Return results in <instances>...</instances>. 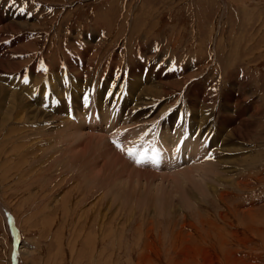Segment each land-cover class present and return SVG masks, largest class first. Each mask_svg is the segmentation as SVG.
<instances>
[{
	"label": "rangeland",
	"instance_id": "1",
	"mask_svg": "<svg viewBox=\"0 0 264 264\" xmlns=\"http://www.w3.org/2000/svg\"><path fill=\"white\" fill-rule=\"evenodd\" d=\"M0 14L15 57L0 73V264H264V0H0ZM21 85L59 121L13 110ZM72 111L96 131L77 165L56 150L79 122ZM35 129L45 136L25 133ZM156 145L174 167L127 156ZM204 154L215 188L182 201L172 175Z\"/></svg>",
	"mask_w": 264,
	"mask_h": 264
},
{
	"label": "bare ground",
	"instance_id": "2",
	"mask_svg": "<svg viewBox=\"0 0 264 264\" xmlns=\"http://www.w3.org/2000/svg\"><path fill=\"white\" fill-rule=\"evenodd\" d=\"M11 9V8H10ZM10 9L8 10V11H10ZM19 12V11H18ZM11 13V12H10ZM18 16V15H17ZM0 17H3V14H0ZM2 22V21H1ZM0 22V23H1ZM8 24H10L11 26L10 27H12V22L11 21H9V22H6L5 23V25H3V26H5L6 28L5 29H8V27H9V25ZM1 26V25H0ZM15 26V25H14ZM9 27V28H10ZM17 27V26H16ZM4 29V28H3ZM3 39V38H2ZM1 40V39H0ZM28 42V41H27ZM10 45V40H9V42L7 43V44H5L4 43V45L3 44H0V73L1 72H5V74H3V75H6V76H8V74H10L9 73V70H8V68L9 67H11V68H14L15 69V67L14 66H11V65H13V58H15L13 55H12V50L10 49H8L7 47ZM24 47V46H23ZM26 47V46H25ZM23 49V48H22ZM25 50V49H24ZM17 51V50H16ZM236 51V50H235ZM14 53V52H13ZM16 54V53H15ZM27 54V53H26ZM15 62V61H14ZM4 64V65H3ZM70 65V64H69ZM68 66V65H67ZM73 66V65H72ZM20 67H18V68H16L17 69V71L15 70L14 72H13V74L14 73H17L18 72V69H19ZM74 68V67H73ZM21 69V68H20ZM19 69V70H20ZM63 69H65V67L63 68ZM75 69V68H74ZM87 69H88V67H87ZM36 72H35V74L37 73L38 74V70H35ZM92 71H93V69H92ZM36 74V75H37ZM3 75H0V77H2ZM35 75V76H36ZM134 75V74H133ZM59 76V75H58ZM129 76V75H128ZM133 77V76H132ZM18 78V77H17ZM37 78V77H36ZM126 78V77H125ZM128 78V77H127ZM138 78V77H137ZM141 79V78H140ZM0 80H1V78H0ZM31 80V79H30ZM134 80V79H133ZM11 81V80H10ZM8 79H7V81H6V83L7 82H9V84H12V86H13V88H14V86H18V87H20V84L21 83H23V82H19V81H16V82H10ZM22 81V80H21ZM130 81V80H129ZM18 82L20 83V84H18ZM130 82H132V81H130ZM129 82V83H130ZM133 82H135V84H136V81H133ZM132 82V83H133ZM1 84H2V81L0 82ZM62 83V82H61ZM125 83V82H124ZM132 83H130V84H132ZM129 84V85H130ZM141 84V83H140ZM143 84V83H142ZM155 84V83H154ZM157 84V83H156ZM35 85H37V84H35ZM141 86V85H140ZM148 86V85H147ZM139 87V86H138ZM153 87V86H152ZM21 88L23 89V90H20L19 92H15V94H13L14 92H12V96H14L13 97V99H14V105L12 104V107H13V110L15 109H18L19 110V112L21 113L20 115H22L23 113H24V111H28V118H35V120L38 118V117H40L41 116V114H44V120H48L49 122H55L56 120L57 121H59V119H57L58 117H59V115H58V113H55V111H57L56 109H54V112H50V113H47V111H46V108H44L43 109V113L42 112H39L38 110L39 109H41V108H39L38 107V98H35L34 99V96L37 94L36 93V91H34V89H32L30 86L28 87L27 85H21ZM155 88V87H154ZM16 89V88H15ZM18 89V88H17ZM63 89V88H62ZM149 89H150V87H149ZM2 90H3V92L4 93H7V89L4 87V85L2 86ZM28 91V92H26L27 94H28V97H27V95H26V97L28 98V103L26 104V103H24V100L26 99H23L22 97H23V94H25L24 92L25 91ZM145 90H146V87H145ZM145 90L143 91L144 93H145ZM160 90V89H159ZM147 91V90H146ZM150 91V90H149ZM137 92H139V91H137ZM233 92V91H232ZM9 93V92H8ZM55 93V92H54ZM134 93V92H133ZM141 93V92H140ZM139 93V94H140ZM144 93H142L143 94V96H144ZM152 94H153V92H151ZM60 94V93H59ZM58 94V95H59ZM159 94V93H158ZM137 95V94H136ZM149 95V94H148ZM3 96V95H2ZM5 96V95H4ZM11 96V95H10ZM11 96V97H12ZM71 96V95H70ZM116 96V95H115ZM61 97V96H60ZM59 97V98H60ZM138 97V96H137ZM3 98V97H2ZM5 98V97H4ZM7 98V97H6ZM16 98V99H15ZM18 98V99H17ZM136 98V97H135ZM141 98V97H140ZM144 98V97H143ZM8 99V98H7ZM12 99V98H11ZM138 99V98H137ZM4 101V100H3ZM10 101V100H9ZM138 101V100H137ZM136 101V102H137ZM227 101H229V100H227ZM13 102H11V103H13ZM192 102V101H191ZM4 103H5V101H4ZM142 103V102H141ZM1 104H3V102H1ZM143 104V103H142ZM11 105V104H10ZM17 105V106H16ZM41 105H44V103H42ZM194 105H196V104H194ZM27 106H29L28 108H27ZM3 107V106H2ZM2 107H0V109H3ZM8 107H9V105H8ZM16 107H19V108H16ZM72 107H73V105H72ZM103 107V106H102ZM48 108V107H47ZM56 108H58V107H56ZM132 108V107H131ZM196 108H197V106H196ZM10 109V108H9ZM61 109V108H60ZM59 109V110H60ZM167 109V108H166ZM10 110H12V109H10ZM61 110H63V107H62V109ZM197 110V109H196ZM7 111V110H6ZM9 111V110H8ZM84 111H87V110H83V112ZM192 111V110H191ZM11 111H9V113H10ZM16 112V111H15ZM129 112V111H128ZM137 112V111H136ZM167 112V111H166ZM8 113V112H7ZM71 113H73L74 114V118H76V120L78 119L76 116H77V114H79V113H75V111H72ZM0 114H1V112H0ZM4 114H6V112L4 113ZM16 114V113H15ZM25 114V113H24ZM8 115V114H7ZM14 114H12L11 113V115L10 116H5L4 117V119H3V123L5 124V125H7L6 123H7V121H9L10 119L12 120L13 118H11L12 116H13ZM51 116V118L50 117H45V116ZM225 115H227V114H225ZM257 115V114H256ZM1 116V115H0ZM16 116V115H15ZM98 116V115H97ZM3 117V116H2ZM69 117L70 116H67V120H66V122H68V119H69ZM206 117V116H205ZM210 117V116H209ZM22 118V117H21ZM41 118V117H40ZM107 118V117H106ZM106 118H100L99 119V117H98V119H97V121L96 122H93V123H95L96 125H98V126H100V127H104V128H106V125H107V120H106ZM143 118V117H142ZM208 118V117H207ZM1 119V118H0ZM25 119H27V118H25ZM25 119H24V121H25ZM39 119V118H38ZM205 120H206V118H204ZM16 120V119H15ZM19 120V119H18ZM28 120V119H27ZM26 120V121H27ZM40 120V119H39ZM139 120V119H138ZM145 120V119H144ZM194 120V119H193ZM198 120H199V117H198ZM220 120V119H219ZM30 121H32V120H30ZM38 121V120H37ZM78 121H79V119H78ZM85 121H87V122H89V119L88 120H86V119H84V117H81V119H80V121L78 122V123H76L75 124V126H71L70 128L73 130H71L70 128H66L65 130H62V135H64V132L65 131H68V130H70V131H72V133L70 132V133H67L68 134V138H70V141H69V143H65V144H67L68 145V148L66 149V150H63V149H61V148H59L58 147V149H56L57 151H59V152H61V153H63V154H67V153H70V154H73V165H77L78 163L77 162H79L78 161V159H80V157H85L86 155V153H87V150H90L91 151V153L93 154V146H92V143H91V145H90V139H92V135L94 134V133H96V131L93 133V132H90V131H85L84 130V128H85V126H83L82 124H84L85 123ZM92 121H93V119H92ZM130 121V120H129ZM133 121V120H132ZM137 121V120H136ZM140 121V120H139ZM141 121H143V120H141ZM140 121V122H141ZM200 121V120H199ZM6 122V123H5ZM13 122V121H12ZM19 122V121H18ZM122 122V121H121ZM144 122V121H143ZM203 122V121H202ZM212 122V121H211ZM19 123H22V122H19ZM63 123V122H62ZM61 123V124H62ZM15 124V123H14ZM18 124V123H17ZM23 124V123H22ZM70 124V123H69ZM90 124H91V122L88 124V127L90 126ZM125 124V123H124ZM16 125V124H15ZM33 125H34V123H33ZM41 125V124H40ZM43 125V124H42ZM129 125V124H128ZM127 125V126H128ZM138 125H139V123H138ZM14 126V125H13ZM23 126V125H22ZM36 126V125H35ZM35 126H33V127H35ZM60 125H58V127H59ZM130 126V125H129ZM210 126V125H209ZM17 127H18V125H17ZM37 127L39 128H42L41 126H38L37 125ZM16 128V127H15ZM30 128V127H29ZM45 128V127H44ZM57 128V127H56ZM20 129V128H19ZM22 129V128H21ZM27 129V128H26ZM25 129V130H26ZM63 129V128H62ZM68 129V130H67ZM182 129V128H181ZM243 129V128H242ZM246 130V129H245ZM244 130V131H245ZM20 131V130H19ZM46 131V130H45ZM53 131V130H52ZM242 131V130H241ZM16 132V131H15ZM14 132V133H15ZM25 132V131H24ZM41 132H43L44 133V131L42 130V129H35L34 131L32 130V131H28V132H25V133H29V135L31 134L32 136H33V138H38V137H42V136H45V134L46 133H44V135H43V133H41ZM244 134L246 133V132H243ZM24 135V134H23ZM28 135V136H29ZM55 135V134H54ZM246 135V134H245ZM249 135H251V134H248V136ZM76 136L77 137H82V138H87V139H84L83 141H81V140H79V142L77 141V142H72L71 140H72V137H75L76 138ZM97 136H98V133H97ZM100 137H101V135H99ZM98 136V137H99ZM103 136V135H102ZM221 136V135H220ZM23 138H26L27 136L26 135H24V136H22ZM28 138V137H27ZM51 138V137H50ZM58 138V137H57ZM30 139V138H29ZM53 139V138H52ZM59 139V138H58ZM65 139H66V137H65ZM77 139V138H76ZM181 139V138H180ZM183 139H184V137H183ZM222 139V138H221ZM225 139V138H224ZM244 139V138H243ZM19 140V139H18ZM37 140V139H36ZM50 140V139H49ZM69 140V139H68ZM99 140V139H98ZM102 140V139H101ZM20 142H21V140H19ZM55 141V140H54ZM64 141V140H63ZM108 141V140H107ZM31 142V141H30ZM94 142V141H93ZM109 142V141H108ZM9 143V142H8ZM47 143V142H46ZM49 143V142H48ZM179 143V142H178ZM37 144V142L36 141H33V143L29 146V148L27 149V150H24V151H22L23 153H24V155H26L28 152H33V150H34V147H35V145ZM53 144V143H52ZM99 144V143H98ZM102 144V143H101ZM2 145V144H1ZM57 145V144H56ZM175 145H177V144H175ZM6 146H8V144L6 145ZM10 146V145H9ZM52 146V145H51ZM55 146V145H54ZM108 146V145H107ZM14 147V146H13ZM13 147H11L10 149H12ZM49 147V146H48ZM98 147V146H97ZM112 147V146H111ZM110 147V148H111ZM115 147V146H114ZM20 148V147H19ZM18 148V149H19ZM198 148V147H197ZM223 148V147H222ZM221 148V149H222ZM25 149V148H24ZM51 149V148H50ZM97 149V148H96ZM14 150V149H13ZM21 150V149H20ZM46 150V149H45ZM44 150V151H45ZM48 150V149H47ZM193 150V149H192ZM196 150V149H195ZM223 150H225V148H223ZM227 150V149H226ZM52 151V150H51ZM175 151H177V148H176V150ZM228 151V150H227ZM4 152H8V151H4ZM110 152V151H109ZM221 152V151H220ZM230 152V151H229ZM9 153V152H8ZM15 153V152H14ZM90 153V152H89ZM215 153V152H214ZM222 153V152H221ZM224 153H225V151H224ZM223 153V154H224ZM17 154V153H16ZM21 154V153H20ZM30 154V153H29ZM58 154V153H57ZM57 154H56V156L55 155H53V154H51V157H54L55 156V158H57ZM206 154H207V152H206ZM206 154H204V158H206V159H203V161H205V166H203L202 165V159H201V161H200V163H199V166L197 167H191V168H188L187 170L186 169H182V170H180L179 171V173H177V174H175L174 176L172 175V177H174L172 180H174L175 181V184L174 185H172V188L173 189H175L180 195L182 194V197L180 198L182 201H188L190 198H192V196L191 197H189V196H187V192L189 191V190H192V188H195L196 189V191L197 192H201V193H203V194H206V193H208L209 194V192L210 191H213L214 190V186H213V184H211L209 181H210V179L211 178H209L208 180H207V177H209V174H207V173H213V171H214V169L211 167V166H208L209 164L206 162V160H207V158H208V156H210V154L207 156ZM226 154V153H225ZM230 154V153H229ZM232 154V153H231ZM28 155V154H27ZM91 155V154H90ZM96 155V154H95ZM105 155V154H104ZM200 155V154H199ZM206 155V156H205ZM6 156V155H5ZM62 156V155H61ZM60 156V157H61ZM71 156V155H70ZM92 156V155H91ZM106 156V155H105ZM221 156V155H220ZM227 156V155H226ZM229 156V155H228ZM79 157V158H78ZM201 157V156H200ZM225 157V156H224ZM230 157V156H229ZM10 158V160H8ZM11 158L12 157H7L6 159V162L7 161H11ZM91 158V157H90ZM98 158V156L96 157V159ZM100 158V157H99ZM67 159V158H66ZM65 159V160H66ZM92 159V158H91ZM196 159V158H195ZM210 159V158H209ZM57 160H58V158H57ZM65 160H63V161H65ZM81 160V159H80ZM88 160H90V159H88ZM87 160V161H88ZM93 160V159H92ZM221 160V159H220ZM219 160V161H220ZM63 161L61 162V163H63ZM97 161V160H96ZM95 161V163H94V165H93V169L95 168V166L97 165V162ZM211 161V160H210ZM218 161V162H219ZM225 161V160H224ZM224 161H222V162H224ZM59 162V161H58ZM66 162V161H65ZM68 162H69V160H68ZM71 162V161H70ZM84 162H86V161H83L82 163H84ZM94 162V161H93ZM100 162V161H99ZM98 162V163H99ZM196 162H198V161H194V163H196ZM228 162V161H227ZM9 163V162H8ZM102 163V162H101ZM100 163V166H101V172H103V171H105L106 172V167H107V165H108V163L106 164V167H105V164H101ZM128 163V162H127ZM204 163V162H203ZM224 163H226V162H224ZM236 163V162H235ZM120 164V163H119ZM191 164V163H190ZM211 164V163H210ZM213 165H214V163H212ZM70 165V164H69ZM86 165H87V163H86ZM127 165H129V164H127ZM193 166H194V164H192ZM81 166V165H80ZM98 166V165H97ZM63 167V166H62ZM75 167V166H74ZM78 167V166H77ZM88 167H89V165H88ZM112 167V166H111ZM114 167V166H113ZM129 167H131L130 165H129ZM179 167V166H178ZM189 167V166H188ZM204 167V168H203ZM217 167V166H216ZM220 167V166H219ZM228 167H229V164H228ZM227 167V168H228ZM236 167H237V165H236ZM84 168H85V166H84ZM109 168V167H108ZM118 168V167H117ZM120 168V167H119ZM123 168H124V166H123ZM126 168V167H125ZM134 167H132V169H133ZM187 168V167H186ZM203 168V169H202ZM222 168V167H221ZM225 169H226V167H224ZM224 168H223V171H224ZM86 169V168H85ZM84 169V170H85ZM112 169V168H111ZM132 169H131V171L130 172H133L132 171ZM229 169V168H228ZM73 170V169H72ZM95 170V169H94ZM125 170V169H124ZM130 170V169H129ZM235 170H236V168H235ZM69 171V170H68ZM121 171V170H120ZM135 171V170H134ZM138 172L140 171V170H137ZM222 171V172H223ZM229 171V170H228ZM234 171V170H233ZM46 172V171H45ZM84 172V171H83ZM86 172V171H85ZM112 172V171H111ZM147 172V171H146ZM226 172V171H225ZM70 173V172H69ZM91 173V172H90ZM96 173V172H95ZM115 173V172H114ZM118 173V172H117ZM175 173V172H174ZM231 173V172H230ZM87 174V173H86ZM141 174V173H140ZM151 174V173H150ZM92 175V174H91ZM94 175V174H93ZM226 174H224V176H225ZM131 176H132V174H131ZM151 176V175H150ZM157 176V175H156ZM171 176V175H170ZM169 176V177H170ZM122 177V176H121ZM163 177V176H162ZM171 177V178H172ZM211 177H212V175H211ZM231 177V176H230ZM88 178H89V176H88ZM96 178V177H95ZM170 178V179H171ZM223 178V177H222ZM227 178V177H226ZM90 179V178H89ZM92 180H93V178H91ZM102 179V178H101ZM169 179V180H170ZM133 180H135L134 178H133ZM168 180V179H167ZM216 180H218V179H216ZM89 181V180H88ZM103 182V181H102ZM101 182V183H102ZM116 182V181H115ZM119 182V181H118ZM132 182V181H131ZM163 182H165V181H163ZM170 182V181H169ZM169 182H168V184H169ZM221 182V181H220ZM121 183H122V181H121ZM126 183H128L127 181H126ZM126 183H124V184H126ZM173 183V182H172ZM215 183V182H214ZM93 184V183H92ZM115 184V183H114ZM137 184V182L135 183V185ZM167 184V185H168ZM48 185V184H47ZM119 184H117V186H118ZM134 185V186H135ZM169 185H171V183L169 184ZM216 185V184H215ZM232 185V184H231ZM25 186V185H24ZM23 186V187H24ZM137 186V185H136ZM50 187V186H49ZM147 187V186H146ZM160 187V186H159ZM119 189V188H118ZM148 189V188H147ZM49 190V189H48ZM151 190V189H150ZM155 190V189H154ZM218 190V189H217ZM105 191V190H104ZM116 191H117V189H116ZM116 191H114V192H116ZM161 191V190H160ZM171 191V190H170ZM169 191V192H170ZM229 191V190H228ZM51 192V191H50ZM100 192V191H99ZM129 192V191H128ZM162 192V191H161ZM164 192V191H163ZM219 192V191H218ZM225 192H226V190H225ZM165 193V192H164ZM171 193V192H170ZM221 193V192H220ZM219 193V194H220ZM36 194V193H35ZM45 194H47V193H45ZM118 194V193H117ZM125 194H127V193H125ZM120 195V194H119ZM143 195V194H142ZM141 195V196H142ZM131 196V195H130ZM140 196V197H141ZM144 196V195H143ZM203 196V195H202ZM222 196V195H221ZM157 199H158V197H160L158 194H157ZM155 197V198H156ZM161 197H163V196H161ZM124 198V197H123ZM141 198H143V197H141ZM147 198H143V202L146 200ZM160 199V198H159ZM138 200V199H137ZM156 200V199H155ZM161 200V199H160ZM129 201V200H128ZM158 203H159V205L160 206H162V205H167V204H165L164 202L162 203V202H160V201H158V200H156ZM168 201H169V199H168ZM43 202V201H42ZM191 202V201H190ZM145 203H146V201H145ZM65 204V203H64ZM143 204V203H142ZM187 204H189V203H187ZM191 204V203H190ZM47 205V204H46ZM65 205H68L67 203L65 204ZM48 206V205H47ZM94 206V205H93ZM164 206H162V207H164ZM77 210V209H76ZM74 211V210H73ZM80 211V210H79ZM76 213H78V212H76ZM82 213H84V212H82ZM78 215V214H77ZM80 215V214H79ZM105 216V215H104ZM77 218H78V216H76ZM104 219V218H103ZM80 220H81V218H80ZM76 226H78L77 224H75ZM75 225H74V227H75ZM75 229V228H74ZM77 231H78V229H77ZM91 233L92 232H88V244H90L91 243ZM78 234V233H77ZM105 236V235H104ZM93 241H94V239H93ZM85 242V241H84ZM85 244V243H84ZM90 246H91V244H90ZM24 247V246H23ZM88 251V250H87ZM95 251V250H94ZM26 252V251H25ZM28 253V252H27ZM90 253V252H89ZM92 255V254H91Z\"/></svg>",
	"mask_w": 264,
	"mask_h": 264
},
{
	"label": "snow or ice",
	"instance_id": "3",
	"mask_svg": "<svg viewBox=\"0 0 264 264\" xmlns=\"http://www.w3.org/2000/svg\"><path fill=\"white\" fill-rule=\"evenodd\" d=\"M13 2H15V0H13ZM128 154H129L130 156H138V155H140V153L133 152L132 149H128ZM210 158H211V157H210ZM136 162H137V163H141L142 160L137 159Z\"/></svg>",
	"mask_w": 264,
	"mask_h": 264
}]
</instances>
